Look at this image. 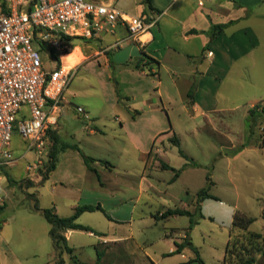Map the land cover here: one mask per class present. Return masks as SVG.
Masks as SVG:
<instances>
[{
	"label": "rangeland",
	"instance_id": "1",
	"mask_svg": "<svg viewBox=\"0 0 264 264\" xmlns=\"http://www.w3.org/2000/svg\"><path fill=\"white\" fill-rule=\"evenodd\" d=\"M262 1L258 12L264 15ZM135 2L138 3L117 0L116 5L132 12L138 8ZM226 2L229 1H222ZM254 27L262 47L255 55L238 61L228 81L218 90L219 102L227 110L210 112L199 120L189 117L184 112V103L189 83L193 84L196 77L192 65L181 58V63L176 64L180 74L176 78L170 71L174 62L165 60L163 91L170 94L171 100H166L173 104L172 124L187 159L173 144V135L156 140L152 149L155 158L151 161L150 157L148 167L136 145L143 141L145 148L149 141L150 120L134 119L129 107H142L141 102L157 97L156 78L139 81V87L149 91L147 96H142L129 87V75L123 74L127 66L135 69L144 57L141 51L134 53L136 45L122 42L123 48L116 47L110 56L111 69L94 62L75 69L65 89L64 108L57 115L58 125L47 133L43 152L35 146L31 148V142L18 131L13 134L11 147L15 162L0 168V208H3L0 210V226H3L0 264H56L59 258L50 235L51 225L43 210L58 207L61 214L70 216L72 204L75 208L98 203L113 221L97 212L85 214L78 223L90 225L96 233L105 232L106 238H101L99 233L76 231L68 242L75 250L73 254L64 252L65 264H199L195 261L198 254L205 264H239L225 262L234 214L240 211L254 219L247 231L235 230V236L243 237L249 232L264 236V22L259 21ZM107 38L104 46L109 44L110 37ZM94 39H74L65 49L67 60L85 62L90 50L102 51L101 44ZM35 48L39 46L35 44ZM110 52L108 49L104 53ZM41 56L48 68L55 66L47 51H41ZM246 66L251 67L250 72L236 74V70H246ZM126 93L134 98H126ZM255 102L258 107L252 111ZM81 105L89 110L93 121L83 122L75 112V106ZM155 119V128L168 126L170 129L171 121L165 115ZM91 122L92 128L97 127L96 134L87 130ZM53 135L58 137V147L78 144L87 155L109 161L115 168L106 169L105 164L96 166L100 180L95 173H90L83 195L70 185L53 190L50 181L33 186L32 178H39L40 171L48 166ZM161 150L163 154L157 157ZM163 164L183 168L180 178L173 181L174 171L163 169ZM67 169L74 171V167ZM208 177L214 183L209 194L215 199L201 203L204 216L201 217L200 210H196L198 193L207 186ZM176 208L187 209L192 216L160 219L159 214ZM241 240L243 244L245 239ZM187 241L192 247L187 245L183 253L171 254L175 243L186 245ZM246 254L243 251L241 255L247 258ZM255 258L253 264H264L263 255Z\"/></svg>",
	"mask_w": 264,
	"mask_h": 264
},
{
	"label": "crops",
	"instance_id": "2",
	"mask_svg": "<svg viewBox=\"0 0 264 264\" xmlns=\"http://www.w3.org/2000/svg\"><path fill=\"white\" fill-rule=\"evenodd\" d=\"M222 1L224 2V0H151L152 7L154 8V11H152L147 8L145 0H137L138 3H135L138 5V8H134L132 12H127L117 7V0H107L105 1L106 3L113 4L115 7L126 13L143 17L147 21V23L151 24L152 26L145 34L142 35L140 41L136 42L129 37L127 27L123 24H119L114 32H103L98 36V38H95L96 42L101 44L103 50L96 52L95 50L94 52H91L90 50V54L87 53V55L85 56V62L81 61L78 63L77 59H74L73 62L72 60H67L68 57L66 58V61L73 62V64L76 65V67H74V70L79 66L88 64L89 62H94L98 65H101V63H103L106 69H111L112 59L110 58V56L113 54V50L116 47L120 49L123 48V46H121L122 42H126L130 45H136L134 53H136L137 50L141 51V53L144 55L135 69L127 66L128 70L124 71L123 74L129 75V87H131L132 90H138L142 94V96H147L149 94V91L145 87L140 88L138 85L139 81H141L142 79H150L148 77H154L157 79L154 89L157 97L150 98L149 100H144L140 103L142 107H129L132 110V113H134V119H145V121L150 120L149 128L151 130H147L151 135L149 141L146 143L145 148L141 143L143 141H139L136 144L139 150H141L143 160L146 162V167H148L150 163V157L151 161L155 158L154 156L152 157V149L156 144V140L162 139L163 137H170V135L177 136L178 134L172 124L170 116L171 107L173 106L172 102L167 101L171 100L170 94L163 91V71H165V69H162L163 67H165V60L168 59L171 60V62H174L170 71H173L171 73L173 74V77L176 78H179L180 76L178 70L176 69V64L181 63V58L183 60L185 59L184 63L188 62L192 65V72L193 75H196V77H194V83H189L190 86L186 90L184 112H186L187 115L192 119L199 120L204 115L210 112L224 111L228 109L219 102L218 90L220 86H223L224 83L228 81V76L231 74V71L235 67V65L238 64V61L244 59L245 57L247 58L249 56L255 55V53H257L258 50L262 47L260 35L254 27H257V23L259 21L264 22V15L258 12L261 7L259 3L262 0H260L258 4H255L258 0H225L229 1L225 4L222 3ZM200 3H203V5H200ZM216 25H226V27L221 32L213 35V26ZM118 30L122 32H119ZM107 37H110L109 41L107 42L109 44L104 46V41ZM108 49H111V52L108 55H105L104 52ZM210 53H212V55H210ZM83 55L84 53H82V56ZM93 57L94 59H92ZM82 62L83 64L80 65ZM130 62H132V57L130 58ZM250 69L251 67L246 66V70H236V74L237 72L239 74L246 71L250 72ZM125 96L130 100L134 98L130 97V93H126ZM257 107V103H253L251 106L252 111L256 110ZM63 108L64 105H62V109ZM84 109L89 119L92 120L89 110L86 107H84ZM75 112H77V110H75ZM77 114L84 119L83 122L85 120H89L86 119L83 114H79L78 112ZM162 115H165L168 120L171 121L170 129L168 126L164 127L163 129L154 127L156 126L155 118ZM57 125L58 122L55 126ZM122 125L123 122H121V126ZM92 126L94 125L91 122V125L89 126L90 128H87V130H89L91 134H96L97 127L95 126L94 128H92ZM52 128H54V126L50 127L48 132L53 131ZM79 148L81 151L69 149L67 151H64L62 155H59V161L57 163L56 169L50 173L48 180H46L50 181L53 190H56L58 186L70 185L74 186L75 189H78L79 193L83 195V193L86 191L85 185L90 173H95L100 180V175L98 169H96V166H104L103 164H105L106 169L108 168L111 170L115 168L109 161H103L102 159L91 157L87 155L80 146ZM161 154H163L162 150L159 154L156 155L158 157ZM83 155L95 160V162L91 163V167L97 173L88 168ZM10 165L11 164L2 166L5 167ZM167 165L170 168H173L169 164ZM3 167L0 166V168ZM72 167H74V171H69L67 169ZM176 170H181V176L183 168ZM40 173L41 174L39 175V178H32V182L34 183L33 186L45 182L43 181L41 171ZM180 176L178 178H180ZM1 178L2 177H0V179ZM176 180L173 179V181ZM101 186H103V183H101ZM52 204L54 205L55 203ZM86 205H101L104 210V207L101 203H98L97 205H78V207ZM75 208L74 204H72L71 215L65 216L60 213L58 207H53V209L56 210L55 213L63 218L71 217L74 214ZM176 209L189 212V210L184 208ZM197 209L198 205L196 210ZM201 211L202 208L200 209V214L202 217L203 215ZM97 212L103 213L101 211L86 212L83 213L78 220L83 218L87 213ZM159 215L162 216V214ZM109 220L113 221L111 218H109ZM85 226L93 229V227H91L90 225ZM75 232L76 231L74 230L64 232L63 236L66 238L67 243L72 240ZM98 233L103 239L107 236L105 232L98 231L96 234ZM175 244L184 245L180 253L184 252L187 245L190 244L189 246H192L189 241H187L186 245L184 244V242ZM176 252L177 246L175 249H171L172 255ZM62 260L65 264L63 255ZM153 264L156 263L153 262Z\"/></svg>",
	"mask_w": 264,
	"mask_h": 264
},
{
	"label": "built area",
	"instance_id": "3",
	"mask_svg": "<svg viewBox=\"0 0 264 264\" xmlns=\"http://www.w3.org/2000/svg\"><path fill=\"white\" fill-rule=\"evenodd\" d=\"M119 24L136 42L152 26L103 0H0V166L15 161L11 146L17 131L43 152L74 75L62 59L69 44L114 32ZM43 50L54 60L53 68L43 62ZM76 110L89 119L83 107Z\"/></svg>",
	"mask_w": 264,
	"mask_h": 264
},
{
	"label": "trees",
	"instance_id": "4",
	"mask_svg": "<svg viewBox=\"0 0 264 264\" xmlns=\"http://www.w3.org/2000/svg\"><path fill=\"white\" fill-rule=\"evenodd\" d=\"M145 4L147 5V8L149 10L154 11V8L152 7L151 0H145ZM2 10L6 11L5 3H2ZM158 13H161V12H158ZM225 27H226V25L213 26V35H215L218 32H221ZM53 139H54V146L51 149V152L49 154L48 166L46 167V170L41 171L43 181L48 180L50 173L56 169L57 163L59 161L60 152L67 151L69 149L81 151L78 145L61 144V146L58 147L57 146L59 144L58 137L53 135ZM172 142H173V144H175L176 146L179 147L180 155L187 159L188 157L186 156L184 151L180 148V146H181L180 139L176 135H174V137L172 138ZM83 157H84L85 163L88 166V168L92 171H95L91 167V163L95 162V160L93 158L87 157L85 155H83ZM163 169H171L172 171H174V177H173L174 180H176L180 176V173H181V170H176V169L170 168L167 164H163ZM8 182L11 184V183H13V180L9 179ZM207 182H208L207 186L198 193V209L197 210L201 209L200 204L204 200L210 199V198L215 199L211 194H209V191L213 185L210 177L207 178ZM35 208L37 210H40L37 206ZM0 210H3V208H0ZM95 211H101L106 215V217L110 218L107 215V213L103 210L101 205H97V206L86 205V206L77 207L75 209L74 214L68 218L60 217L58 214L55 213V210L53 208L43 210V213H44L46 220L51 225L50 235L54 241L55 248L57 251V255L59 258V260L56 261V264H64V261L62 260V255L64 254V252H67L69 254L74 253V249H72L68 246L67 240L63 236L64 232L69 231V230H74V231H85L88 233L96 234V232L92 228L85 226V225H82V224H79L77 222L79 217L83 213L95 212ZM179 215L180 216L188 215L190 217L192 216L190 214V212H187L184 210L169 209L168 211H166L165 213L162 214L161 218L165 219V218H168L171 216H179ZM253 223H254V219L252 217H249L246 213L237 211L234 214L232 229L230 232V240H229V242L227 244V248H226L225 262L236 261L239 264H253L256 261V258H255L256 255L261 254L264 256V236L263 235L258 234V233H254V232H249L247 235H245L243 237L240 235H236V236L234 235L235 230L247 231ZM191 225H194V222L192 219H191ZM1 228H2V226H0V229ZM242 238L245 239L243 244L241 243ZM239 245H241V246H239ZM176 246H177V252L180 253L182 251L184 245H178L177 244ZM240 250H242V252L243 251L246 252L247 253L246 255L248 257L246 258L243 255H241L242 252H240ZM236 252H237V255H236ZM101 257H102L101 253L98 252V260H101ZM195 261L199 262V264H205L204 261L200 258L199 254L197 255Z\"/></svg>",
	"mask_w": 264,
	"mask_h": 264
},
{
	"label": "bare ground",
	"instance_id": "5",
	"mask_svg": "<svg viewBox=\"0 0 264 264\" xmlns=\"http://www.w3.org/2000/svg\"><path fill=\"white\" fill-rule=\"evenodd\" d=\"M67 57H68L67 55H65V56L62 57V59H63V64H64V66H65L68 70H71V69H73L74 67H76V65L73 64V63H69L68 61H66V58H67Z\"/></svg>",
	"mask_w": 264,
	"mask_h": 264
}]
</instances>
